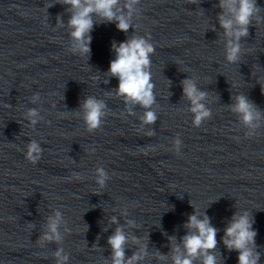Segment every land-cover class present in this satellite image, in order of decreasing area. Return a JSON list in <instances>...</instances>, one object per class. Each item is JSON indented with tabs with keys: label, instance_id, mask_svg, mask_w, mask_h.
<instances>
[{
	"label": "clouds",
	"instance_id": "9594fccd",
	"mask_svg": "<svg viewBox=\"0 0 264 264\" xmlns=\"http://www.w3.org/2000/svg\"><path fill=\"white\" fill-rule=\"evenodd\" d=\"M196 2L197 0H189L191 4ZM57 3L65 6L69 14L66 25L70 37L69 51L73 55L88 59L91 55V32L94 26L101 23H114L117 30L123 33L127 34L129 29L135 32L133 16L140 14L137 6L141 0H57ZM216 6L220 9L216 19L225 38V59L229 64H237L243 54L241 41L248 38L249 28L254 25V21L255 23L264 22V17L260 15L262 9L257 4V0H218ZM57 23L64 25L61 16L57 17ZM150 40V35L145 37L135 34L128 36L123 42L113 40L111 51L114 59L110 61L107 70L108 76L118 80L116 95L123 97L125 104L139 105L145 110L142 117L144 125L155 124L157 121V114L152 110L156 97L153 91L155 85L152 82L150 59L156 49ZM182 85L183 95L190 101L193 125L199 127L203 121L211 118L210 110L202 103L207 93L198 89L191 78L184 79ZM39 99L40 96L36 93L31 97V102L36 103ZM235 101V104L230 107L239 117L240 122L248 128L258 127L256 122L264 118V111L244 94L237 95ZM80 108L83 111V122L87 130L93 132L100 129L105 117L106 104L102 100L88 96ZM23 120L34 128L40 121L37 108H28L23 115ZM153 134L150 132L146 135L151 137ZM252 135L253 133H248L249 137ZM181 145L182 141L177 136L174 140L177 152L180 151ZM42 152L41 144L35 139H30L24 156L29 162L37 164ZM96 173V183L103 188L106 181L110 179L109 174L103 167L97 168ZM75 175L80 178L78 174ZM190 204L193 212L188 215L183 225L186 233L179 240L176 236L168 237L171 264H196L197 261L199 264H219V260L222 259L221 254L217 255L219 229L211 224V219L206 212L198 210L191 201ZM121 214L126 216L127 211ZM61 222L62 213L57 210L54 215L47 218V231L41 234L39 240L59 244L63 240L59 230ZM109 223L116 224L117 227L107 240L111 255L106 257V264H139L149 255L147 244H144L138 247L130 257H126L125 249L129 243V237L125 233L124 226L119 224L115 215L110 217ZM126 223L129 227L136 226L133 220H127ZM254 223V218L248 211L234 213L223 230L222 243L229 252L238 253L237 264H259L261 254L257 250L255 238L258 233L253 228ZM30 226L34 227V225ZM133 240L139 245V237H133ZM53 257L56 264H68L69 255L62 247L56 248ZM154 257L162 264H167L169 253L164 254L155 250Z\"/></svg>",
	"mask_w": 264,
	"mask_h": 264
}]
</instances>
